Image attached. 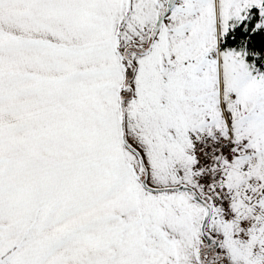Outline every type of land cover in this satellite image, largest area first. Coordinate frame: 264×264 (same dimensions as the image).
Listing matches in <instances>:
<instances>
[{
  "label": "snow or ice",
  "instance_id": "obj_1",
  "mask_svg": "<svg viewBox=\"0 0 264 264\" xmlns=\"http://www.w3.org/2000/svg\"><path fill=\"white\" fill-rule=\"evenodd\" d=\"M0 264H264V0H0Z\"/></svg>",
  "mask_w": 264,
  "mask_h": 264
}]
</instances>
